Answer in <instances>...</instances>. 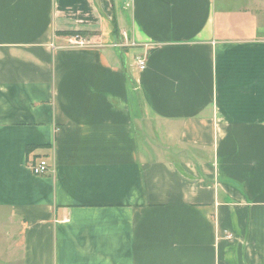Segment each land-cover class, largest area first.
Returning <instances> with one entry per match:
<instances>
[{"label":"crops","instance_id":"0c3cea01","mask_svg":"<svg viewBox=\"0 0 264 264\" xmlns=\"http://www.w3.org/2000/svg\"><path fill=\"white\" fill-rule=\"evenodd\" d=\"M0 264H264V0H0Z\"/></svg>","mask_w":264,"mask_h":264},{"label":"built area","instance_id":"2783aa9c","mask_svg":"<svg viewBox=\"0 0 264 264\" xmlns=\"http://www.w3.org/2000/svg\"><path fill=\"white\" fill-rule=\"evenodd\" d=\"M69 45L73 47H86L90 46V41L82 36V34L75 33L70 39H68ZM135 66L138 70H143L146 65V57L145 55H136L134 59ZM30 169L33 174L41 175L49 172L50 166L48 165L45 158H39L35 163L30 165Z\"/></svg>","mask_w":264,"mask_h":264},{"label":"trees","instance_id":"16d2710c","mask_svg":"<svg viewBox=\"0 0 264 264\" xmlns=\"http://www.w3.org/2000/svg\"><path fill=\"white\" fill-rule=\"evenodd\" d=\"M66 34H71V33H66ZM33 147L32 146H27L26 150L29 152Z\"/></svg>","mask_w":264,"mask_h":264},{"label":"rangeland","instance_id":"374dc122","mask_svg":"<svg viewBox=\"0 0 264 264\" xmlns=\"http://www.w3.org/2000/svg\"><path fill=\"white\" fill-rule=\"evenodd\" d=\"M91 44V43H90Z\"/></svg>","mask_w":264,"mask_h":264}]
</instances>
